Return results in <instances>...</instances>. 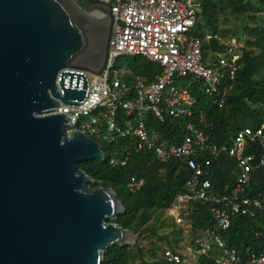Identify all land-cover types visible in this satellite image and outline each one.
Masks as SVG:
<instances>
[{
  "label": "water",
  "instance_id": "1",
  "mask_svg": "<svg viewBox=\"0 0 264 264\" xmlns=\"http://www.w3.org/2000/svg\"><path fill=\"white\" fill-rule=\"evenodd\" d=\"M85 2L88 13L74 0H0V264H103L106 249L135 243L110 222L125 213L116 192L80 169L105 160L102 145L51 113L87 98L84 73L66 70L104 75L115 16Z\"/></svg>",
  "mask_w": 264,
  "mask_h": 264
},
{
  "label": "built area",
  "instance_id": "2",
  "mask_svg": "<svg viewBox=\"0 0 264 264\" xmlns=\"http://www.w3.org/2000/svg\"><path fill=\"white\" fill-rule=\"evenodd\" d=\"M101 1L111 5L115 16L104 75L66 70L84 73L89 83L87 98L79 108L60 103L51 113L67 115L69 135L80 131L100 143L113 168H125L136 154H142L161 164L179 161L191 172L164 212L166 220L181 230L178 248L163 252L168 264H264V252L240 255L228 248L224 237L234 217L264 215V193L248 194L251 174L264 167V121L257 129H242L231 143L218 145L202 128L205 114L196 115L193 110L195 83L202 85L212 104L224 108L229 94L226 80L236 76L241 53L237 47L230 48L217 53L213 64L205 62L203 41L193 37L199 0ZM211 38L208 35L206 40ZM129 58L146 59L160 66L162 73L151 82L134 76L127 60L122 61ZM59 75L56 84L61 92ZM90 75L96 77L94 82ZM150 120L158 124L182 120L185 124L180 137L167 138ZM223 156L235 161L234 181L215 187L208 168ZM144 184V178L133 176L129 188L135 193ZM197 205L207 214L203 218H211L213 227L206 224L195 231Z\"/></svg>",
  "mask_w": 264,
  "mask_h": 264
},
{
  "label": "trees",
  "instance_id": "3",
  "mask_svg": "<svg viewBox=\"0 0 264 264\" xmlns=\"http://www.w3.org/2000/svg\"><path fill=\"white\" fill-rule=\"evenodd\" d=\"M201 9L198 13V22L193 32V37L203 41L204 60L208 64L216 61L217 53H224L228 49L219 42L218 18L220 15L230 11L233 15L244 16L246 14H257L264 11V0H199ZM82 2V4H81ZM80 5L87 9V3L82 0ZM84 6V7H83ZM253 19V18H252ZM200 20V21H199ZM201 21L206 22L204 26ZM207 30L212 34L210 40ZM254 39L245 43V49L241 52L239 68L234 79H227L226 85L229 94L224 108L219 109L205 94L201 84L195 83L193 92L197 97V103L193 109L196 115L200 112L205 114V130L212 143L224 145L231 143V139L239 131L250 127L257 129L264 121V22L251 30ZM213 50L209 57L208 50ZM128 69L134 76H139L148 81L156 80L162 73V68L143 58H133L126 61ZM197 120V119H196ZM149 123L156 131L164 137H180L183 126L182 120L168 121L158 124L153 120ZM107 151V147L105 146ZM109 154L104 162L89 161L82 163L83 170L92 180V188H111L118 198L123 202L125 213L121 214L116 223L124 229L132 230L138 237L151 238L150 252L153 258L145 260L144 250L139 243L134 246H114L105 250L103 264H168L164 260L163 252L166 248L176 250L180 241L171 237L172 224L163 220L165 210L171 207L186 181L191 177V172L179 161L169 164H161L152 161L150 157L136 154L130 164L125 168H113L109 165ZM235 169L234 159L223 156L208 168L209 178L215 187L232 183L234 177L232 171ZM144 178V186L137 192H131L129 182L131 177ZM264 193V167L259 168L251 174V183L248 194L255 197ZM198 217H194L195 231L207 226L213 227L211 218H203L204 210L201 206L196 207ZM151 213H159L157 227L149 228L147 224ZM160 219L162 220L160 222ZM260 234V235H259ZM227 246L237 251L240 255L250 253L260 254L264 252V215L256 219L249 217H234L228 232L224 234ZM162 252L159 256V252ZM137 257V258H136ZM158 257V258H157Z\"/></svg>",
  "mask_w": 264,
  "mask_h": 264
},
{
  "label": "rangeland",
  "instance_id": "4",
  "mask_svg": "<svg viewBox=\"0 0 264 264\" xmlns=\"http://www.w3.org/2000/svg\"><path fill=\"white\" fill-rule=\"evenodd\" d=\"M77 4L81 7L80 2H78ZM85 8H88V7H85ZM83 10L88 13V9H83ZM94 18L92 19L95 21H98L96 20V18L95 19ZM263 22H264V11L257 13V14H252V13L246 14L244 16H238V15L235 16L231 14L230 11H228L225 14L220 15V17L218 18V23H217L218 34L217 35L219 37V42L222 45H225L227 49L232 48L235 50L236 49L235 47H237L236 51L242 53L241 51L245 49L246 47L245 43L249 40L254 39V35H252L251 30L257 25H262ZM201 23L204 26H206V22L201 21ZM206 32L208 35L212 34L209 30H207ZM207 52H208L207 55L209 57L213 55L212 49H209ZM129 59H133V58H129ZM129 59H122V61L129 60ZM90 78L92 82L96 80V77L94 75H90ZM159 216H160L159 213H151V217L147 224V227L149 228L157 227L156 225H157V220ZM162 218L163 220H166V218L164 217V214L162 215ZM161 221L162 220L160 219V222ZM166 231L171 232V237L173 239H179L181 236V230L180 228H177L176 226L172 225V229L162 230L161 232L163 233ZM151 239L153 240L154 238H151L149 235L143 238V237H138V234H135V243L130 245V246H134L136 242L139 243L144 250L143 253L145 255L146 261H150L153 258L150 252ZM161 254L162 252L160 251L159 256H161ZM136 264H142V263L136 262Z\"/></svg>",
  "mask_w": 264,
  "mask_h": 264
},
{
  "label": "bare ground",
  "instance_id": "5",
  "mask_svg": "<svg viewBox=\"0 0 264 264\" xmlns=\"http://www.w3.org/2000/svg\"><path fill=\"white\" fill-rule=\"evenodd\" d=\"M74 5H75V8H77V9H80L79 8V6L77 5V3H74ZM90 16V15H89ZM91 18H96V20H98V21H105V20H103V18H101V17H99V16H95V15H92V16H90ZM94 18V19H95Z\"/></svg>",
  "mask_w": 264,
  "mask_h": 264
}]
</instances>
